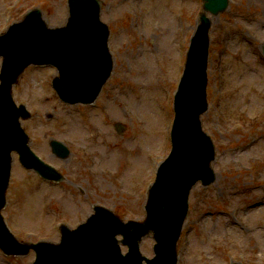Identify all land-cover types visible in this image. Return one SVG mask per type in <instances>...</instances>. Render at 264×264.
I'll return each instance as SVG.
<instances>
[{
	"label": "rangeland",
	"instance_id": "rangeland-1",
	"mask_svg": "<svg viewBox=\"0 0 264 264\" xmlns=\"http://www.w3.org/2000/svg\"><path fill=\"white\" fill-rule=\"evenodd\" d=\"M101 3L114 59L101 107L58 101L46 84V75L56 74L52 67L30 66L12 87L15 102L32 113L21 121L29 145L65 176L60 184L44 182L31 170L19 171L13 154L2 214L22 242H58L57 224L75 227L92 204L124 221L143 219V190L155 168L148 155L162 159L170 148L174 78L203 11L201 0ZM34 7L49 27L66 21V0H0V32ZM206 15L209 107L201 122L215 145V179L191 189L178 264H264V0H229L223 12ZM121 103L131 109L125 116ZM116 123L124 127L119 133ZM51 137L69 147L66 158L51 153ZM153 243L143 237L142 254L152 256ZM7 259L0 252V264H30L34 254Z\"/></svg>",
	"mask_w": 264,
	"mask_h": 264
},
{
	"label": "water",
	"instance_id": "water-1",
	"mask_svg": "<svg viewBox=\"0 0 264 264\" xmlns=\"http://www.w3.org/2000/svg\"><path fill=\"white\" fill-rule=\"evenodd\" d=\"M69 3L70 17L67 26L64 28H47L41 19L40 11L35 9L21 23L11 26L10 31L0 37V55L4 58L0 73V135H2L5 129V127H2L4 118L6 116L9 117L14 112V120H16L17 115L22 112L21 109L15 108L12 103L10 87L23 68L29 63L53 62L58 65L61 77L57 79V86L60 94L63 95L65 93V79L70 78L69 88L74 90L73 92L83 90V92L89 95L94 91V95L109 75L111 60L108 55L104 54L100 59V65L96 67H90L89 63L84 66L87 56L80 55L83 47L88 43L87 39L92 38V36L102 39L100 50L104 51L105 48L107 30L98 20L99 6L97 0H69ZM226 5L227 0H205L204 8L213 13H217L224 9ZM200 19L201 23L198 26L188 53L187 69L193 68L197 74L202 73L204 81L208 48L207 32L210 22L204 14L201 15ZM83 66L85 73H81L74 79L79 88L75 90L76 87L71 78V74L75 70H80ZM86 80L87 82H85ZM89 81L91 83L88 85ZM193 86L187 88V94L182 99L188 108L196 107V113H199L206 104L204 84L198 83ZM85 96L81 94L80 99H84ZM68 98L71 100L75 99L73 96H69ZM198 124L197 121L194 125L186 127L185 130L181 128V133L178 130L177 137L174 139L172 158L176 157L181 149L187 150L190 147V142L198 129ZM11 138L17 139L14 131ZM25 141L26 138L22 139L23 146ZM13 147L14 142L9 143L8 139L0 145V169L2 168L0 175H3L2 180L5 182L9 172V152ZM197 150L199 151V160L204 161L207 165L213 157V149L210 142L208 141L206 148H199ZM25 156V161L29 163V166L36 167L44 175L49 177L53 176L50 170L41 166L36 161L30 162L29 158H27L28 155ZM164 168H166V165ZM201 169L202 167L198 163L196 175L189 177L182 183L180 197V191L173 185L171 178L167 174V169L163 172L161 170L158 181L151 189L147 205V219L143 223L130 221L127 224H121L114 217L111 220L113 226L118 227L124 233L126 242L132 245L136 244L140 236L146 233L149 228L156 226L155 231L158 240L156 249L159 250L163 244L165 238L163 233H165L171 246L170 262L171 264H175L174 245L186 211L187 187L191 186L197 178H202L205 184L213 180V174L210 170L207 169V173L201 174ZM177 197L180 198L179 202ZM173 212L175 213L172 215ZM171 215L172 217L170 218ZM169 218L170 220L166 224L165 220ZM35 248L43 250L45 246L39 244ZM132 252L134 255H137L136 249L133 246L131 249ZM41 260L44 261V256H42Z\"/></svg>",
	"mask_w": 264,
	"mask_h": 264
}]
</instances>
